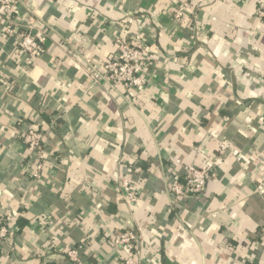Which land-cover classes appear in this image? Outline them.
<instances>
[{"label": "crops", "instance_id": "crops-1", "mask_svg": "<svg viewBox=\"0 0 264 264\" xmlns=\"http://www.w3.org/2000/svg\"><path fill=\"white\" fill-rule=\"evenodd\" d=\"M259 1L33 0L47 38L32 59L4 37L0 7V210L12 228L0 264H70L63 251L81 241L83 264H120L126 250L110 239L120 229L137 235L140 264H264ZM136 25L150 82L92 84L79 62L110 58L120 29ZM32 124L44 132L38 181L23 166ZM174 157L207 172L198 197H170ZM122 177L142 186L130 205Z\"/></svg>", "mask_w": 264, "mask_h": 264}, {"label": "built area", "instance_id": "built-area-1", "mask_svg": "<svg viewBox=\"0 0 264 264\" xmlns=\"http://www.w3.org/2000/svg\"><path fill=\"white\" fill-rule=\"evenodd\" d=\"M33 0H0V7L5 11V21L2 33L7 39H13L19 51L28 59L37 58L45 52L44 43L47 38L46 29L37 21V15L31 9L30 3ZM257 14L264 17V0L258 2ZM189 6V1H184L175 14V20L180 21L184 10ZM131 27V26H130ZM121 28L120 34L113 39L116 53L104 61H90L84 59L79 65L89 76L92 84H98L99 74L110 86L121 85L124 88H140L151 80V57L145 41L143 32L138 25L133 30ZM26 146L27 159L24 163V174L32 181L42 178V171L45 168L46 156L44 148V132L36 125H28L22 135ZM221 152L229 150L234 153L233 147L228 141L219 143ZM171 164L180 168L169 185V195L173 199L185 197H198L204 190L207 181V172L194 164L184 163L180 158L171 159ZM132 173L141 172L138 159H134ZM212 176H214L212 174ZM132 177H122L119 183V197L128 205L135 203L139 197L141 184L134 182ZM9 218L14 217L9 214ZM12 228L4 212L0 210V250L4 242L11 235ZM133 229H124L110 233V239L115 247L125 251L120 264H140L132 251L130 245L136 238ZM85 248L84 241L77 243L63 251L66 260L70 264H83L82 251ZM150 264V263H147Z\"/></svg>", "mask_w": 264, "mask_h": 264}]
</instances>
